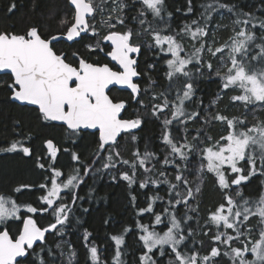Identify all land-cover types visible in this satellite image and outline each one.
<instances>
[{"label": "snow or ice", "instance_id": "1", "mask_svg": "<svg viewBox=\"0 0 264 264\" xmlns=\"http://www.w3.org/2000/svg\"><path fill=\"white\" fill-rule=\"evenodd\" d=\"M67 3L70 15L60 20L56 34H45L37 26L23 33L0 30V73L11 79L7 86L12 100L35 106L46 123L58 122L72 143L84 130H93L97 147L89 161L69 147L46 139L43 146L47 163L42 156L36 158V167L48 173L45 182L38 185L43 194L37 202L21 203L16 195L32 185H19L10 194L0 192V264H78L75 247L63 240L74 206L84 199L78 189L86 183L85 177L118 165L129 169L120 172V179L129 187L137 183L142 170L139 188L151 185L157 190L156 195L147 197L145 207L136 209L140 248L134 264H160L157 253L160 258L168 257L167 264H220L224 257L228 264H264V180L256 198L244 195V186L253 178L264 177V120L256 115L264 112V19L243 13V18L232 20V34L221 43L217 32L226 26L210 27L213 14L222 16L227 11L236 16L234 6L221 0L201 5L203 24L193 20L178 31L172 29V13L167 12L165 0ZM188 5L191 13L192 0ZM14 8L15 4L8 11ZM133 10L136 14L129 17L126 13ZM129 19L135 27L127 26ZM144 36L150 39L142 41ZM59 41L69 42L68 49L74 50L57 48ZM145 47L156 58L147 69H155L161 59L166 67L168 83L159 93L152 92L157 82L151 77L148 87L141 88L140 80L147 69L142 73L139 58ZM205 72L219 80V91L209 105L204 106L202 101L197 105L204 109L201 115L198 110L189 111L187 104L194 99L195 81ZM111 86L129 90L131 100L140 108L150 106L151 115L161 120L162 158L147 146L143 153L137 148L131 159L121 155L120 139L130 137L135 142V131L143 118L139 110L125 118L129 103L111 96ZM150 92L149 105L140 97ZM228 93H233L229 102L242 108V115L229 116L222 111L213 114V108ZM249 113L255 123H249ZM196 121H202V126L191 135L189 123ZM216 123L220 130L214 137L204 126ZM61 151L70 154L73 162L67 173L57 167ZM0 152L32 155V149L21 140L0 146ZM208 174L214 178L221 201L209 209L198 233L208 238L205 245L203 239H194L197 233L191 227L193 216L189 213L199 216V206L192 207L191 202ZM193 175L195 180L190 179ZM162 185H167V199L159 195ZM131 199L135 207L136 196ZM157 201L163 202L161 211H156ZM146 214L150 217L147 224L142 222ZM37 215L47 218L48 223L41 224ZM253 218L256 227L251 224ZM131 231L125 227L122 233L109 235L110 264H127L126 236ZM50 235L59 237V242L53 241L54 248L49 244ZM91 236L85 229L83 246L91 264H109Z\"/></svg>", "mask_w": 264, "mask_h": 264}, {"label": "trees", "instance_id": "2", "mask_svg": "<svg viewBox=\"0 0 264 264\" xmlns=\"http://www.w3.org/2000/svg\"><path fill=\"white\" fill-rule=\"evenodd\" d=\"M128 2L131 3V0H128ZM209 2L210 0H192L193 11L189 13L188 0H165L167 12L172 13L170 21L172 29L178 31L184 24H190L193 20H200V13L203 11L201 5ZM221 2L234 6L236 16L226 13V17L230 18L231 21L236 17L243 18V13H252L255 17L264 19V0H221ZM13 4H15V8L9 12L8 9ZM126 14L131 17L136 13L133 10ZM65 15H70V6L67 0H0V30L23 33L28 27L37 26L45 34H56L59 30V22ZM215 15L214 13L213 16ZM200 23L203 24V20H200ZM127 26L135 27L130 19ZM257 35L259 36V32ZM149 39L148 36L141 38L142 41ZM56 47L69 51L74 50V48L68 49V44L64 41L58 42ZM141 56L140 68L142 71L147 69L148 64L156 62L154 53L149 55L146 47ZM97 58V56L92 57V59ZM99 58L101 62H104L102 55ZM165 71L166 67L162 59L156 63L155 69H147L146 79L151 77L157 82L152 92L159 93L166 88L168 82L164 76ZM146 79L142 78L140 83L143 84L142 89L148 86ZM9 83H11V79L8 75L0 76V146H6L13 140H21L25 146L32 149V155L29 157L24 156L22 152H0V192L10 194L11 190L19 185H32L30 190L24 189L22 193L16 195L21 203L35 204L38 197L43 194L38 189V185L45 182L44 177L48 174L36 167L37 156L44 157L43 162L47 163L46 149L43 146L44 141L53 139L58 145L69 147L72 151L77 152L82 159L91 161L92 154L97 147L96 137L91 133H83L82 137L77 138L76 142L72 143L71 140L66 139L63 127L42 121L38 110L34 108L19 106V104L14 103L11 100V90L7 86ZM195 87L194 99L187 104V108L189 111L198 110L201 115H204L203 107L198 108L197 105L201 101L204 106L211 103L219 91V82L215 77L209 78L207 72H205L204 77L195 81ZM109 94L116 99L128 101L129 107L127 113H125V118L134 115L137 110L143 118L140 130L135 133L137 137L135 142L130 137L120 139L118 148L121 155L125 159H131L132 153L137 148L143 153L147 146L148 150L156 152L162 158L164 149L162 144L163 127L160 125L161 120L151 115L150 106L148 109L140 108L135 101L130 99L127 92L113 89ZM151 94V92L147 96L142 94L140 98L145 104L150 105L149 97ZM228 103L230 102H228L227 96L224 95L218 102V106L213 108V114L216 111H222L229 116L243 114L242 108H234L235 110L233 109L230 115L226 108ZM257 118L264 120V112L257 113ZM247 119L251 124L253 115L249 113ZM201 126L202 121L190 122L189 131L191 135H195V130ZM204 127L205 131L214 137L219 133L218 123ZM148 166L151 167V165ZM57 167H61L67 173L73 167L70 154L61 151ZM97 167H99V164ZM122 171H129V169L126 166L118 165L116 169L103 170L94 175H89L85 177L86 183L78 189L79 195L84 199L78 201L74 206L71 224L64 236V241L71 242L75 247L78 253V264H91L87 251L83 246L82 236L85 229L92 234V242L99 246L102 256L107 257L110 264L112 243L108 239L109 235L122 233L125 227L131 228L132 231L126 236L125 250L127 255L124 259L127 264H134L138 260L140 245L137 241L138 233L135 224L140 218L136 216V209L145 207L147 197L156 195L157 190L151 185L146 189L139 188V180L143 178L142 170L137 183L129 187L127 181L120 179V172ZM113 176L116 177L115 180L112 178ZM153 178H155V174H153ZM190 179L195 180V176L193 175ZM262 180H264V177L253 178L250 183L244 186V195L256 198L261 191ZM166 188L167 185H162L159 189V195L165 197V199H167ZM200 189L199 194L191 202L192 207L199 206V216L196 213H189L193 216L190 224L193 231L197 233L194 239H203L205 245H207L208 238L200 236L198 233L202 230L201 226L204 225L209 209L221 201V195L215 185L214 178L210 174L205 177ZM133 195L136 196L135 207L131 199ZM162 207L163 202L157 201L156 211H161ZM84 209H87V211L85 212ZM180 211H185V209L180 208ZM36 218L41 224L46 225L48 223L47 218H42L39 215ZM77 219L80 221L79 223H77ZM142 222L149 223L150 217L146 214ZM251 224L256 227V218L252 219ZM14 228L15 225L13 230ZM48 240L53 248L55 247L53 241L58 242L57 238L51 235ZM196 247L199 248V244ZM157 258L160 259V264H167V256L160 258L157 253ZM57 264H60V262L57 261ZM220 264H228L227 257L222 258Z\"/></svg>", "mask_w": 264, "mask_h": 264}, {"label": "rangeland", "instance_id": "3", "mask_svg": "<svg viewBox=\"0 0 264 264\" xmlns=\"http://www.w3.org/2000/svg\"><path fill=\"white\" fill-rule=\"evenodd\" d=\"M230 14L229 12H227V11H223V15L221 16V15H218V14H216L215 16H214V19L212 20V22H211V25H210V27H215L216 26V24H220V25H222V26H226V27H222L218 32H217V39L221 42V43H223V41L224 40H226L227 38H228V36H230L232 33H231V31H230V29H231V25H232V21H231V19L230 18H228V17H226V15L227 14ZM100 21H101V17L98 15L97 16V18H96V23H97V25H99L100 24ZM186 46L188 47V50H191V47H190V45H188V44H186ZM146 49H147V47H146ZM147 53L150 55L152 52H150L148 49H147ZM205 58H208L207 56L205 57ZM150 70V69H149ZM145 76V79H146V76L147 75H144ZM218 80V79H217ZM146 81H147V84H148V79H146ZM218 82H219V80H218ZM148 87V86H147ZM233 93H228L226 96H227V99H228V102H229V96L230 95H232ZM226 108H227V110H228V112L230 113V115H231V112H232V110L234 109V108H236L237 109V107L236 106H233V105H231L230 103H228V105L226 106ZM235 110V109H234ZM243 110V109H242ZM257 115V114H256ZM232 116H233V114H232ZM253 122L252 123H255L256 122V119L253 117ZM160 125L162 126V123H160ZM218 127H219V130H220V125L218 124ZM13 153V152H12ZM211 175V174H210ZM181 209L182 210H184V208H182L181 207ZM182 212H184V211H182ZM160 227H162V226H160ZM57 238V241L59 242V237H56ZM63 240H65L64 239V237H63ZM64 250H65V252H67V244H65V246H64Z\"/></svg>", "mask_w": 264, "mask_h": 264}, {"label": "water", "instance_id": "4", "mask_svg": "<svg viewBox=\"0 0 264 264\" xmlns=\"http://www.w3.org/2000/svg\"><path fill=\"white\" fill-rule=\"evenodd\" d=\"M64 42L67 43V44H69V42H66V41H64ZM1 75H5V74L0 73V76H1ZM113 88H116L117 90L122 91V92H127V93H129V90L121 89L119 86H111L110 90L113 89ZM11 100H12V99H11ZM12 101H13L14 103H16V104H19V106H25V107H30V108H34V109H36L35 106H31V105H22V104H20V103L17 102V101H14V100H12ZM36 110H38V109H36ZM50 123H53V124L59 125L58 122H50ZM140 128H141V127H140ZM140 128L137 129V130L135 131V133L138 132V131L140 130ZM92 131H93V130H84L83 133H92Z\"/></svg>", "mask_w": 264, "mask_h": 264}, {"label": "flooded vegetation", "instance_id": "5", "mask_svg": "<svg viewBox=\"0 0 264 264\" xmlns=\"http://www.w3.org/2000/svg\"><path fill=\"white\" fill-rule=\"evenodd\" d=\"M59 42H60V41H59ZM57 43H58V42H56V44H57ZM141 57H142V56H140V58H139L140 60H141ZM142 73H143V71H142ZM142 78H145V76L142 75ZM142 78H141V80H140V83H141V81H142ZM142 85H143V84H141V88H142ZM113 89H116V88H113ZM113 89H111V90H113ZM111 90H110V91H111ZM116 90H117V89H116ZM128 94H129V93H128Z\"/></svg>", "mask_w": 264, "mask_h": 264}]
</instances>
